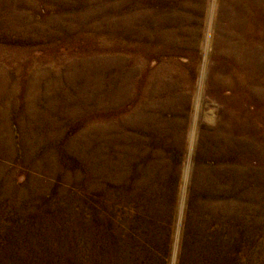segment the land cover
Segmentation results:
<instances>
[{
  "label": "rangeland",
  "instance_id": "1",
  "mask_svg": "<svg viewBox=\"0 0 264 264\" xmlns=\"http://www.w3.org/2000/svg\"><path fill=\"white\" fill-rule=\"evenodd\" d=\"M0 264H264V0H0Z\"/></svg>",
  "mask_w": 264,
  "mask_h": 264
}]
</instances>
